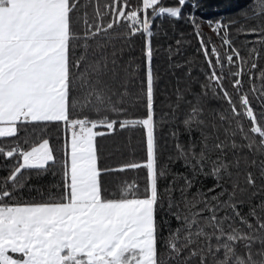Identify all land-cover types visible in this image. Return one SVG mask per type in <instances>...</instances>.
Masks as SVG:
<instances>
[{"label":"snow or ice","instance_id":"6c2138e0","mask_svg":"<svg viewBox=\"0 0 264 264\" xmlns=\"http://www.w3.org/2000/svg\"><path fill=\"white\" fill-rule=\"evenodd\" d=\"M199 7V0H0V154L15 161L0 176V264H264V107L258 120L249 95L264 106L255 46H264V0H249L243 22L209 21L227 45L223 55L215 43L210 52L199 35L209 65L202 91L193 102L185 99L187 86L177 87L173 105H189L182 120L189 139L171 133L175 159L188 171L175 173L163 190L159 185L165 171L158 164L153 23L166 14L183 16L199 34ZM234 23L237 32L255 35L246 55L229 38ZM137 33L146 36L147 114L130 117L121 105L130 95L133 64L122 58ZM209 92L228 108L210 107L205 116ZM165 116L178 118L161 111L160 123ZM53 123L62 125L59 156L47 130ZM118 123L146 128L147 158L107 168L97 129ZM22 130L33 138H17ZM57 163L55 192L28 183L26 170L39 177ZM140 167L147 170L143 189L135 181L110 186L102 179ZM201 176L215 182L191 192Z\"/></svg>","mask_w":264,"mask_h":264},{"label":"trees","instance_id":"16d2710c","mask_svg":"<svg viewBox=\"0 0 264 264\" xmlns=\"http://www.w3.org/2000/svg\"><path fill=\"white\" fill-rule=\"evenodd\" d=\"M101 2L103 3L104 0H101ZM129 2L130 4L138 3L139 0H129ZM165 3L173 4L175 0H165ZM199 3L200 7L196 10V23L201 24V32L199 34L196 32L191 21L183 16L181 18H173L166 14L162 19L157 17L153 23V67L154 71L159 73V80L156 83L155 103L158 164L165 171V175L159 181L161 190L170 185L175 173H185L188 171L182 158L175 159L176 150L174 145L176 141L171 133L175 131L181 142H186L189 139L190 134L185 130V126L182 123L184 113L187 111L189 105L184 101H179V108H174L173 105L178 102L176 95L177 87L185 89L187 86L185 99L193 100V102V94L202 91L201 85L205 82L206 78L205 70L209 69V65L201 50L199 35L202 34L204 36L205 42L209 44L210 52L211 44L215 43L223 55L227 45L222 43L221 35H218L213 30L209 21L222 19L224 23L235 20L243 22L240 12L246 7L249 0H199ZM89 12L91 13V8H89ZM149 14L151 15V13ZM121 24L122 27L118 28L117 31L122 32L127 28L124 22H121ZM238 27L239 24L235 23L230 26L229 38L232 40L233 45L241 50V54L246 55L247 50L253 46L252 42L255 40V35L237 32L236 29ZM145 41L146 36L142 33H137L130 41V44L125 46L122 58L125 63L131 59L133 64V67L130 69L133 75L127 85L130 95L125 97L124 103L121 105L127 109L130 117H140L147 114L145 96L146 58L143 51ZM255 46L261 50L258 68L264 67V46L259 44ZM169 48L172 49L171 53L169 52ZM234 59L236 58L234 57ZM136 64L140 65L138 70L135 68ZM189 68H191V72H189ZM232 70L235 71L234 66H232ZM244 80V87L248 89L250 87L248 77L245 76ZM225 83L228 84L231 90L230 82L226 80ZM256 83L257 85L260 83L258 73ZM249 95L259 120L261 119V108L264 106L259 104L258 96L253 98L252 93H249ZM202 106L205 109V116H207L210 107L222 110L228 108L226 101L213 97L210 92L202 99ZM161 111L164 113L175 111L178 118L171 120L165 116L163 123H160ZM241 119L245 127H248L250 123L248 118L243 116ZM47 130L50 141L59 156V146L63 138L62 125L53 123L48 126ZM97 131L104 133L97 137V146L101 150L102 166L115 168L120 163H136L147 158L146 128L144 126L135 125L121 128L118 123L114 130L98 128ZM33 135L22 130L17 134V138L28 136L29 139H32ZM191 135L198 137L199 133L193 131ZM21 143H23L22 139ZM14 162L13 158H5L0 154V176L6 175L8 170L6 165H11ZM24 174L30 177L29 184L44 185V192H48L49 190L55 192L56 189L52 186L59 182V163L50 165L49 170L42 173L39 177L35 169L26 170ZM146 178L147 170L144 167L109 172L102 177L110 186H117L122 181H135L141 186V189L145 186ZM214 182L212 176H201L198 178L197 184L193 185L191 192H195L197 187L200 186L205 188L210 187ZM179 183H183V181L180 180L178 182L176 192L173 193L177 198L179 196ZM24 194L28 195L27 189L24 190ZM32 195L37 196L38 193L32 192ZM254 202H258V200H254ZM159 215L163 216L165 213L160 212Z\"/></svg>","mask_w":264,"mask_h":264}]
</instances>
